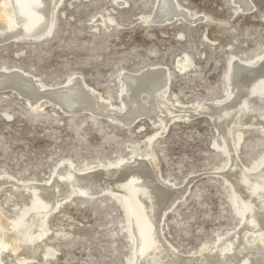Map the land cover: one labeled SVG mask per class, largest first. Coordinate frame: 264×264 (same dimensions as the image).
Instances as JSON below:
<instances>
[{"label": "rangeland", "instance_id": "obj_1", "mask_svg": "<svg viewBox=\"0 0 264 264\" xmlns=\"http://www.w3.org/2000/svg\"><path fill=\"white\" fill-rule=\"evenodd\" d=\"M235 1L176 0L201 19L156 25L146 19L155 0H63L50 37L0 44V68L16 69L47 88L80 77L119 106L120 71L158 66L169 75L171 101L220 100L226 95L230 60L249 62L264 53V0H250V12L238 10ZM185 56L190 64L180 70ZM35 110L14 93L0 92V176L12 178L0 189V209L8 220L28 206L31 194L25 187L45 183L65 160L78 169L147 151L164 179L177 188L187 186L161 226L165 241L180 254L204 243L211 246L238 226L229 188L219 177L225 155L212 146L216 131L207 116L171 122L148 144L159 126L145 118L124 128L85 113L66 115L55 106ZM238 132V160L249 167L264 155V131ZM46 225V237L32 246L21 244L16 255L4 251L2 263L126 264L131 252L121 210L106 196H73L49 214ZM46 248L53 255H46Z\"/></svg>", "mask_w": 264, "mask_h": 264}, {"label": "bare ground", "instance_id": "obj_2", "mask_svg": "<svg viewBox=\"0 0 264 264\" xmlns=\"http://www.w3.org/2000/svg\"><path fill=\"white\" fill-rule=\"evenodd\" d=\"M61 2L0 0V44L50 37ZM235 4L242 12L252 10L250 0H236ZM178 18L194 23L201 16L191 15L176 0H155L152 13L146 17L148 23L156 25ZM180 63V70L190 64L187 56ZM226 80L224 98L183 105L168 99L169 75L163 67L136 73L123 70L119 74L120 105L115 106L80 77L67 78L61 87L47 88L16 69L0 68V92H15L30 111L55 106L66 115L85 113L124 128L145 118L159 126L147 139L148 144L171 122L207 116L216 131L212 146L225 155L219 177L229 188V199L239 219L232 232L218 236L211 246L204 243L195 252L180 254L165 241L161 226L167 213L184 198L187 186L177 188L164 179L152 154L134 151L130 159L85 164L78 169L65 160L55 166L45 183L25 187L30 190V202L14 219L5 218L0 209V264L4 251L16 255L21 244L32 246L46 237L47 217L73 196L88 200L106 196L118 204L122 233L131 245L126 264H264V155L249 167L238 160L242 136L238 131H264V53L249 62L233 57ZM0 177V189L11 183L12 178ZM249 234L255 237L250 239ZM45 253L53 255L50 248Z\"/></svg>", "mask_w": 264, "mask_h": 264}, {"label": "water", "instance_id": "obj_3", "mask_svg": "<svg viewBox=\"0 0 264 264\" xmlns=\"http://www.w3.org/2000/svg\"><path fill=\"white\" fill-rule=\"evenodd\" d=\"M2 92H6V91H2ZM8 92H10V91H8ZM12 93H14L16 96H18L15 92H12ZM21 98V97H20ZM131 127V126H130Z\"/></svg>", "mask_w": 264, "mask_h": 264}]
</instances>
